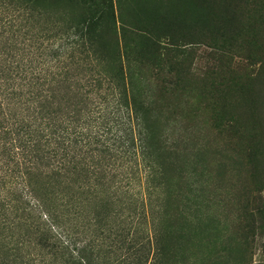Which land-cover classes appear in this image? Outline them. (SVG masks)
I'll use <instances>...</instances> for the list:
<instances>
[{"label": "trees", "instance_id": "16d2710c", "mask_svg": "<svg viewBox=\"0 0 264 264\" xmlns=\"http://www.w3.org/2000/svg\"><path fill=\"white\" fill-rule=\"evenodd\" d=\"M42 1L0 0V230L22 228V219L37 214L44 225L38 231L64 264H91L85 252L102 249L101 235L115 228L107 222L115 206L137 207L124 220L132 237H157L168 201L162 142L142 84L121 60L124 39L143 40L158 63L171 57L175 85L188 82L192 70L178 59L182 48L173 35L166 41L151 28L116 26L115 0H78L88 10L67 16L66 27L49 25L60 19ZM261 8L264 22V0ZM239 45L224 38L214 73H238ZM85 193L97 205L89 241L73 238L92 216L82 210ZM136 246L139 252L146 242Z\"/></svg>", "mask_w": 264, "mask_h": 264}, {"label": "rangeland", "instance_id": "374dc122", "mask_svg": "<svg viewBox=\"0 0 264 264\" xmlns=\"http://www.w3.org/2000/svg\"><path fill=\"white\" fill-rule=\"evenodd\" d=\"M41 6L60 19L49 25L60 27L70 24L67 16L82 18L88 10L78 0H43ZM115 7L118 27L151 28L160 35L155 38L166 41L173 35L171 40L182 48L178 59L192 76L175 85L176 76L168 72L171 57L158 63L141 48L143 40L134 34L124 39L121 60L142 84L162 142L168 197L163 232L132 237L124 220L137 207L115 206L107 222L120 231H105L102 249L87 250L86 257L91 264H264L261 0H115ZM225 37L240 44L233 53L235 76L214 73ZM82 210L92 216L83 219V233L73 238L89 241L96 202L85 200ZM21 222L22 228L0 230V264H64L46 233L38 231L44 225L37 214ZM139 241L146 248L138 252Z\"/></svg>", "mask_w": 264, "mask_h": 264}]
</instances>
